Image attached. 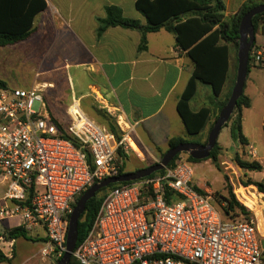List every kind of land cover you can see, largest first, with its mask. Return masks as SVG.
I'll use <instances>...</instances> for the list:
<instances>
[{
	"label": "built area",
	"instance_id": "built-area-1",
	"mask_svg": "<svg viewBox=\"0 0 264 264\" xmlns=\"http://www.w3.org/2000/svg\"><path fill=\"white\" fill-rule=\"evenodd\" d=\"M251 58L264 68V51L252 48ZM68 115V132L79 147L60 136L39 89H0V251L8 260L15 255V229L37 238L34 231L43 232V261L53 252L61 257L79 198L94 183L119 175V149L135 151L133 129L120 116L118 139L78 102ZM223 165L248 219H225L212 196L195 189L184 158L163 174L111 190L73 256L79 264H264V194L249 207L237 194L245 188L237 164Z\"/></svg>",
	"mask_w": 264,
	"mask_h": 264
},
{
	"label": "crops",
	"instance_id": "crops-1",
	"mask_svg": "<svg viewBox=\"0 0 264 264\" xmlns=\"http://www.w3.org/2000/svg\"><path fill=\"white\" fill-rule=\"evenodd\" d=\"M223 1L227 18L237 15L249 1L264 4V0ZM45 2L46 8L34 17L32 35L25 41L3 47L18 46L19 52L31 54V58L38 59L42 64L53 62V67L47 71V78L38 82L34 88L41 84H54L51 78L55 72L70 71L66 75L68 100L82 103L84 113L92 119L95 118L93 107L102 109L109 115L112 113L114 120L120 116L133 129L139 150L151 155L155 149L166 152L169 147L165 146L170 138L188 136L177 105L195 67L186 52L177 47L173 33L165 29L149 33L147 49L140 51L141 33L138 30L118 26L107 29L100 36L97 34V20L106 17V9L109 7H118L124 17L146 24L145 18L136 8V0ZM255 41V47L264 51V17L256 23ZM229 47L230 79L221 95L213 101L215 109L232 90L236 49L234 43ZM262 70L264 69L260 66L252 64L248 73L244 92L251 100L249 109L254 108L253 95L264 96V85L249 80L253 72ZM203 85L198 84L196 94L189 102L192 111L211 105L212 91L210 87L204 88ZM203 93L209 103L200 106L195 99ZM249 109L242 112V133L243 113ZM213 118L214 115L200 135L209 130ZM226 129L231 137L230 127ZM232 143L234 144L233 140ZM260 163L264 167L263 162ZM20 238H16L14 258L1 264H17L16 260L23 250L18 246Z\"/></svg>",
	"mask_w": 264,
	"mask_h": 264
},
{
	"label": "trees",
	"instance_id": "trees-1",
	"mask_svg": "<svg viewBox=\"0 0 264 264\" xmlns=\"http://www.w3.org/2000/svg\"><path fill=\"white\" fill-rule=\"evenodd\" d=\"M258 3L249 1L242 6L239 13L233 17L225 16L226 7L223 0H136V8L143 15L146 24H142L138 20L129 19L123 16L122 10L118 7H109L106 9V17L98 19L97 34L102 35L111 27H123L125 29L138 30L141 33V41L139 45L140 51L147 49V35L149 33L158 32L165 29L175 35L176 45L194 64L195 70L187 83L186 89L182 94L177 109L184 123L188 136L195 137L205 129L212 115L213 122L210 124L208 134L212 130L214 123L224 106L230 99L231 92L217 109L213 104L222 93L224 86L229 81L230 71V47L234 43L236 55L234 59V74L231 78L232 89L235 85L237 68H238V40L239 26L242 18ZM46 8L45 0H0V47L15 45L19 42L27 40L32 35V26L34 17ZM264 17V13L253 18V26L256 33V23ZM256 41H254V48ZM252 52V49H251ZM249 58L248 73L252 65V58ZM198 84L208 85L213 94V100L209 107H203L198 111H192L189 102L197 91ZM7 84L0 80V89H7ZM251 107V100L245 95V92L238 100L237 107L224 127H230L231 138L235 145L239 143L247 144V140L242 133V112L244 109ZM94 119L104 125L111 133L115 134L118 139L121 137V131L116 121L104 110L97 107L92 108ZM51 120L56 125L61 137L71 141L75 146L79 147L77 140L68 132L69 123H64L58 119L52 109L48 108ZM184 138L173 137L168 141L169 148H174L180 143H187ZM168 148V150H169ZM167 150V151H168ZM166 151V152H167ZM164 152L163 155L166 153ZM88 153V162L92 166V158ZM222 154V147L219 142L212 150L208 159L197 161L190 155L186 156L189 164L201 163L212 160V163L222 169L218 164V158ZM183 154L176 156L167 168H174L184 159ZM119 159L126 158L122 149L117 152ZM239 167L249 172H261L262 164L259 162H248L236 157L235 161ZM156 163H153L154 165ZM165 171L152 174L148 178L156 177ZM126 174L123 169L120 170L119 176ZM226 179L228 180L227 176ZM98 183V182H96ZM94 183V184H96ZM132 183V182H131ZM130 183L112 184L107 188L100 190L97 195L88 201L85 212L81 216L78 223V242L76 248L90 231L98 210L108 193L118 187ZM249 185L256 187L258 191L264 193V184L260 182H251ZM195 189L202 195H206L204 190L197 187ZM216 206L220 209L225 219H234L244 216L246 219L250 217V213L241 205L234 195L228 193L227 196L216 195ZM70 216H68V219ZM14 238L24 237L27 234L21 229H15L11 232ZM63 256V255H62ZM59 257L57 262L62 258ZM8 260L0 251V264L7 263ZM70 264H79L74 256H72Z\"/></svg>",
	"mask_w": 264,
	"mask_h": 264
},
{
	"label": "rangeland",
	"instance_id": "rangeland-1",
	"mask_svg": "<svg viewBox=\"0 0 264 264\" xmlns=\"http://www.w3.org/2000/svg\"><path fill=\"white\" fill-rule=\"evenodd\" d=\"M63 65L64 62H62V66ZM51 67H53V62L49 61L42 64L38 59L31 58V54H22L19 52L18 46L6 48L0 47V79L13 89H34V86L38 82H42L47 78V71ZM69 74L70 71L67 72L66 70L55 72L51 78L54 81V84H41V86L36 87L43 95L47 111L48 108L52 109L55 116L64 123L70 122L68 110L74 102H77L68 100L69 86L66 75ZM249 80H255L256 84L259 83L264 85V70L257 71L256 73L253 72ZM203 86L204 88H209L208 85ZM195 100L200 106L208 105L209 103V99L204 93L197 95ZM253 100L254 108L245 110L243 113V133L247 140V144L239 143L238 145H234L226 127H224L218 138V142L222 147V154H220L218 158V164L221 165L222 169L220 170L219 167H216L212 163V160L192 164L193 185L212 196L214 203L218 202L215 200L217 194L220 197L221 195L227 196L228 193H231L236 198L234 187L226 179V165H223L224 162L233 163L236 161V157H239L244 161L259 163L261 161L264 164V96L253 95ZM79 105L83 111L84 108L82 107V103ZM39 108L40 104L37 102L34 103L33 109L38 111ZM96 122L99 123L98 121ZM99 124L102 125L101 123ZM181 137H184V139L190 143L205 145L208 140V131L195 137ZM132 138L138 143L136 136H132ZM166 147L168 148L169 146L166 145L165 148ZM251 150L256 152V157L250 155L249 152ZM137 153L135 151H129V154H125L126 158H117L118 163L121 164V168L125 173H133L148 168L153 163L160 162L164 151L162 149H155L153 150L152 155L143 151H140V154ZM187 155L188 154L184 153L181 157L186 158ZM137 156H139V158ZM236 164L237 163L235 162V165ZM236 167L238 169V174L240 175V181L245 186V188L240 187L237 189L238 197L249 207L256 208L260 203L257 193H264L258 191L255 186L249 185V183H263L264 167L262 165L263 168L261 172H253L252 174L249 171L241 169L238 164ZM236 200L238 201L237 198ZM260 223L262 225L264 224L262 218H260ZM34 234H37L39 237L37 238L35 235L28 234L27 238L21 237L18 240V246L23 250L22 254H20L16 260L17 264H57V259L59 257H57V253L54 252L49 255V258L46 257L44 261L42 260L43 256L41 251L45 247L43 232L36 229ZM24 242H26V244Z\"/></svg>",
	"mask_w": 264,
	"mask_h": 264
},
{
	"label": "water",
	"instance_id": "water-1",
	"mask_svg": "<svg viewBox=\"0 0 264 264\" xmlns=\"http://www.w3.org/2000/svg\"><path fill=\"white\" fill-rule=\"evenodd\" d=\"M264 13V4L252 8L241 20L239 26V40H238V68L235 80V85L232 89L231 96L227 104L221 110L218 119L208 134L207 144L201 145L196 143H180L163 155L160 162L149 166L148 168L138 170L133 173H126L114 177H108L94 185H92L77 201L68 222V232L66 237V250L62 258L57 264H70L71 258L76 249L78 242V223L85 212L86 205L89 200L94 198L97 193L109 187L112 184L131 183L146 179L152 174L160 172L168 167L172 160L179 154H188L194 160L202 161L208 159L212 150L215 148L219 135L224 126L229 121L233 112L235 111L238 100L244 93L245 83L248 76V65L250 52L255 41V28L253 26V18Z\"/></svg>",
	"mask_w": 264,
	"mask_h": 264
},
{
	"label": "bare ground",
	"instance_id": "bare-ground-1",
	"mask_svg": "<svg viewBox=\"0 0 264 264\" xmlns=\"http://www.w3.org/2000/svg\"><path fill=\"white\" fill-rule=\"evenodd\" d=\"M131 146H132V148H133L135 151L140 152V151H139V148L137 147V145H136L133 141L131 142Z\"/></svg>",
	"mask_w": 264,
	"mask_h": 264
}]
</instances>
